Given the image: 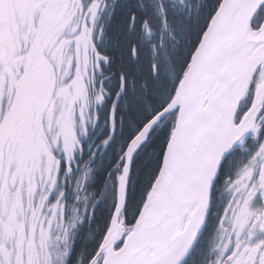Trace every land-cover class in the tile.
<instances>
[{
    "label": "snow or ice",
    "instance_id": "obj_1",
    "mask_svg": "<svg viewBox=\"0 0 264 264\" xmlns=\"http://www.w3.org/2000/svg\"><path fill=\"white\" fill-rule=\"evenodd\" d=\"M0 264H264V0H0Z\"/></svg>",
    "mask_w": 264,
    "mask_h": 264
}]
</instances>
